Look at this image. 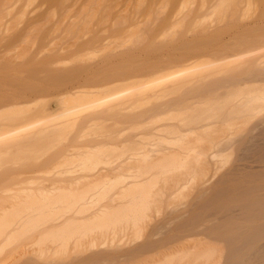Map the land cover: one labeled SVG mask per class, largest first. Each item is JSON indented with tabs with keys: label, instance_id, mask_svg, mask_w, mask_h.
Instances as JSON below:
<instances>
[{
	"label": "rangeland",
	"instance_id": "rangeland-1",
	"mask_svg": "<svg viewBox=\"0 0 264 264\" xmlns=\"http://www.w3.org/2000/svg\"><path fill=\"white\" fill-rule=\"evenodd\" d=\"M34 1L39 4L44 0ZM61 1H64V4H61ZM61 1H59L60 7L58 4V7H52H56L52 9L55 10V13L53 11L52 15H47L49 18L40 15L38 20L35 19L37 23L39 22L38 25L41 23V28L43 27L44 31H40L41 35L36 31L27 35L30 42L21 58L16 54V51L13 55H17L18 59L13 55L9 57V54L14 51L6 56L3 53L0 54L2 63H0L2 69H0V93L8 94L9 98H12L23 92L22 90L30 91V94L25 93L26 97L29 96L27 98L25 95V98L22 97L21 94V96H17V98L23 99H21V103H25L24 106L12 111L0 112V124L3 122L1 126H5L7 123L12 124L8 121L14 116L19 117V119L15 117L14 122L12 121L14 118L11 120L13 123L17 120L16 126L11 127L13 124L11 126L7 124L8 128H0V138H3L2 142L0 140V264H219L218 254L207 259L200 258L199 255L196 256L202 251L209 231L204 230L201 223L191 224V218L189 214H186V211L196 198L198 187L202 181L207 179L215 181L221 173L236 163L255 164L251 158L247 159L248 161L242 160L240 158L242 153L237 152L228 142L244 135L258 122L264 115V108L261 111H253L246 116L234 119H219L218 113L214 112V106L223 104L225 98L226 102L234 99L236 93L241 91V87L236 88L237 91L232 88L230 94L219 99L206 96L200 101L198 97L195 98L196 95L193 93L194 90L196 92V88L206 84L210 79H236L264 69V61H262L261 64L233 71L235 72L233 73L229 71L232 65L224 63V61L221 62L224 56L226 58L225 54L229 56L228 52L233 54L242 50L239 52L240 55L243 50L247 54L248 48L250 50L261 48L259 43L263 41L261 39H264L261 37L264 36V0ZM66 3L70 6L73 4L71 10L74 8V3L78 5V8L75 7L76 9L71 11L74 13L70 16L72 19H68L70 22L64 23L68 12H70L65 11ZM79 7L81 9L85 7V11L83 10L82 13ZM160 9L164 11L162 12ZM71 20L73 21L71 22ZM15 22H19L18 25L21 27L24 25L23 28L29 23L27 20L23 21L24 24L22 20H15ZM15 25L17 24L15 23ZM12 26L10 27L13 28ZM13 29L15 30V28ZM1 31L0 37L3 42L7 41L2 44L0 38V47L10 46L17 37H13V35L18 31L11 30L13 35L9 30V33L6 31L10 35L6 31ZM139 38L142 39L139 40ZM4 39L6 40L4 41ZM249 44L251 47H248ZM254 44H259L260 48ZM212 49L213 51H210ZM207 51L210 52L207 53ZM219 53L224 55L223 58L218 56ZM244 56L243 58H248V55ZM253 56L258 57L256 54ZM68 57L71 59L58 65L54 64V61L59 58L68 59ZM170 58L177 60V64L176 61L175 64L173 62L169 63L171 65L167 64L171 67L162 72L167 71L168 76L165 75L166 73L164 74L167 77L171 70L173 75H170L176 76L174 75L176 73L173 72L176 70L175 68L180 69L182 65H189V62L191 64L187 68L182 67L185 74L182 71L181 73L184 75L179 72L181 77L179 75L178 78L173 77L175 80H171L169 77L166 83L157 78L156 80L161 83L155 82L156 80L149 70L157 68L156 66L160 62L163 64V61H170ZM243 58V62H246ZM193 60H196L197 65L192 64ZM198 60L203 62V65L204 63H208V65L206 64L204 66L206 68H203L201 64L202 67H197L200 70L194 71L193 66L194 68L198 64L201 66V62ZM178 61H180L179 64ZM239 61L241 62V59ZM93 64L94 66L90 68ZM149 64L154 65L149 69L148 67L152 66ZM147 65L146 68L149 70L143 68ZM135 66L138 69L142 68L141 71L144 69L146 71H143L144 74L141 71L137 73ZM164 66L160 65L158 69H164ZM33 67H41L45 71V76L43 74L44 78L41 79L44 82H40L38 79L33 80L36 77L30 78L32 75L29 72L35 69ZM75 68L81 69H78L79 74H74L71 80H69L70 77L66 78L67 82L66 79H62V82L68 83V87L70 85L76 87L79 84V86H85L87 82L85 87L90 91L95 90L92 85L96 83L94 81H101L99 76L106 74L110 79L116 77H113L111 73H119L116 75L120 82V78L125 77L123 73L134 70L137 74L145 75L148 71L155 81L150 75L140 77L141 79L125 80L127 78L125 77L123 82L127 83L131 80L135 82L136 80V84L133 82L132 85L131 81L132 86L129 87L125 83L107 88L108 90L99 91V88H96L97 90L92 93L68 97L63 94L65 85H54L61 81H52L48 78V76L51 77L49 71H74ZM179 69L176 71H180ZM185 70L187 71L185 72ZM16 71L18 72L16 73ZM202 73L203 77L201 78ZM15 74L16 76L21 74L20 77L23 74L25 77L22 80ZM3 77L12 78L13 81L7 79L5 83ZM16 78L21 80L20 84ZM166 79L163 77V80ZM14 80L18 82H14ZM150 80L156 83L153 82L155 87L151 85L152 81L148 82ZM138 83L140 86L145 85L146 87L143 86L136 93L134 90ZM159 85L161 86L159 87ZM121 86L128 92L131 87L132 90L134 87V90L132 93L129 92L131 95L125 90L129 94H125V98L123 95L125 92L122 91L124 89ZM166 87L170 89H166ZM243 87L242 89L246 92L247 89ZM261 87L259 86V88ZM247 88L249 89V86ZM31 91H38L37 94H42L36 95L35 98ZM117 91L123 92L120 93L123 98L116 94L117 97L113 95L115 98L110 99V96L109 100H106L110 94ZM100 95L103 96L99 97ZM182 95L191 101L190 109L174 108L173 111L162 112L161 116L155 117L159 113L153 112V107L178 97L182 98ZM93 98H101L102 101H104L103 98H106V101L103 103L101 99H96L101 101L96 102L94 99L97 107L94 105V111L90 112L92 109L87 110V105L84 103L94 104V102H90ZM203 99L205 100L203 101ZM122 101L124 102L122 103ZM99 103H103V105L101 106ZM82 104L85 107L79 106ZM198 104H201L202 107ZM205 104L210 106L205 107ZM57 106L60 107L58 112ZM90 106L92 107L91 104ZM98 106H100L99 111L96 110ZM55 107L57 108L55 109ZM74 107H78L77 111L87 110L88 113L82 111L83 114L79 113L74 116L73 121L67 119V116L76 114L73 113L76 112L73 111L76 109H72ZM129 109L131 111L128 112ZM60 111L61 113L58 114ZM70 111L71 113H69ZM149 111L153 113H149ZM171 112H182L181 116L183 113L184 115L182 117H178L180 114L170 116ZM214 113L217 116L213 117L211 121L216 122L213 126H218L217 128L215 126V130L211 126L212 128H209L211 132L205 131L208 134L201 133L198 126L191 123L200 118L210 119L211 116H215ZM61 114L66 117H61ZM167 114L169 116H165ZM41 115H45V117L43 116V118ZM52 116L53 118L58 117L53 119ZM256 116H258L257 119ZM30 122L35 124H30ZM24 123H28L32 127L29 125L31 128L27 126L25 128L23 127ZM163 127H170V130L168 131V128L167 131L161 130ZM172 127H175V131L179 129L181 132L173 133ZM205 138L207 140L204 142L210 144L201 142ZM165 139L169 141L165 142ZM214 139L216 140L214 141ZM200 142L205 147L204 150L202 149L204 153L200 151L202 146H199L200 149L197 147L198 150L193 149V146ZM211 144L213 146H210ZM189 147L197 150L201 157H204L201 158L204 164L202 161L200 164H194V161L182 158L184 155H189L188 157L191 158L190 152L192 153L193 150L185 152V149ZM170 150L174 151L173 154ZM176 151L183 154L180 160L178 153L175 155L178 156V159L174 158L175 156L172 157ZM220 151L224 153L222 156H211ZM85 154H88L89 158ZM136 155H143L145 158L142 157V159ZM188 157L187 159H189ZM195 161L198 162V160ZM196 164L200 166L195 167ZM194 170H197L195 174L201 175H199L200 178L194 174ZM100 173V179L92 177ZM104 177L107 179H102ZM133 177L136 178L133 179ZM94 179L96 182L93 181ZM126 179L129 180L126 182ZM143 180L146 182L141 185L136 184V181ZM88 210H93V214ZM97 214H102L101 222L68 221L72 219L85 220ZM61 220H63L62 223H59ZM211 220L210 217H206V221ZM52 226L59 228L57 230L50 229Z\"/></svg>",
	"mask_w": 264,
	"mask_h": 264
},
{
	"label": "bare ground",
	"instance_id": "bare-ground-1",
	"mask_svg": "<svg viewBox=\"0 0 264 264\" xmlns=\"http://www.w3.org/2000/svg\"><path fill=\"white\" fill-rule=\"evenodd\" d=\"M59 1H61V0H44L43 2H41V3H35V1L34 0H0V31L2 30L3 32H5L6 30L8 31H10L11 32V30H13V31H18L19 29V31H18V33H16L15 32V34L13 35V32H11V34L13 35V37H15V36H17V37H15V41H13L12 42V44H10V46L9 45H4L3 46V48H1L0 49V54L1 53H3V54H5V56L6 55H8L9 53H11L12 51H14V52H12L11 54H9L10 56L9 57H11L14 53H15V51L17 52L16 54L17 55H19V57L21 58V56H22V54L24 53V50H25V48L28 46V43L30 42V40L28 41V34H30V33H32V32H34L35 33V31L37 32V33H42V32H40V31H42L44 28L42 27L41 28V23H40V25H38V23L36 22V20L35 19H39V17H40V15H44V17H46L47 15H52V13L51 12H53L54 11V13H55V10H52V9H55V8H52V7H54V6H57V4L59 5ZM86 1H88V0H86ZM216 1V0H215ZM64 1H61V4L63 3ZM67 2V1H66ZM78 2H82V1H78ZM85 2V1H84ZM92 2V1H91ZM220 2V1H219ZM49 5H48V4ZM68 3V2H67ZM67 3H66V5H67ZM163 3V2H162ZM214 3V2H213ZM47 4V5H46ZM64 4V3H63ZM75 5H74V8L75 7H77L78 5H76V3H74ZM78 4V3H77ZM86 4H88L87 2H86ZM83 5H84V3H83ZM63 6V5H62ZM68 6L70 7L69 9H68ZM71 6L73 7V4H71ZM70 5H67V9L65 8V11H70V12H68V14H67V18H65V21H64V23L65 22H67L68 21V19H72V17H70L73 13L71 12V11H74V8L71 10V7ZM58 7V6H57ZM59 7H60V5H59ZM64 8H62V9H64ZM78 8V7H77ZM80 8V7H79ZM58 9H60V8H58ZM76 9V8H75ZM85 7H83L82 9L80 8L79 10H81V12L83 13L85 10ZM84 10V11H83ZM161 10V9H160ZM60 11V10H59ZM59 11H57V12H59ZM162 12L164 11L163 9L161 10ZM160 11V12H161ZM166 11V10H165ZM37 12H38V15H37ZM56 12V13H57ZM167 12V11H166ZM70 14V15H69ZM79 14H80V12H79ZM37 15V16H36ZM54 15V14H53ZM61 15V14H60ZM59 15V16H60ZM75 15H76V13H75ZM73 16L74 18L76 17V16ZM78 15V14H77ZM81 15V14H80ZM175 15V14H174ZM177 15H178V13H177ZM191 15V14H190ZM66 16V15H65ZM79 16V15H78ZM176 16V15H175ZM180 16V15H179ZM36 17H38V18H36ZM44 17H42V18H44ZM69 17V18H68ZM46 18H49L48 16L46 17ZM46 18H45V20H46ZM54 18V17H53ZM56 18V17H55ZM63 18V19H64ZM185 18V17H184ZM190 18V17H189ZM188 18V19H189ZM80 19V18H79ZM15 20H17V21H21L22 20V23H23V21L25 20H27L29 23H28V25L25 27V28H23L24 27V25H23V27H21V25H18L19 24V22H15ZM73 20H75V19H73ZM73 20H71V22L73 21ZM76 20H78L77 18H76ZM81 20V19H80ZM173 20H174V18H173ZM182 20V19H181ZM187 20V19H186ZM41 21V20H40ZM50 21V20H49ZM14 22V23H13ZM68 22H70V21H68ZM86 22V21H85ZM11 23H13L12 25H11ZM15 23L17 24V25H15ZM21 23V24H22ZM24 24V23H23ZM27 24V23H26ZM48 24V23H47ZM50 24V23H49ZM67 24V23H66ZM69 24H71V23H69ZM59 25V24H58ZM172 25H174V24H172ZM176 25V24H175ZM10 26H12L13 28H15V30L13 29V28H11ZM16 26V27H15ZM21 27V28H17V27ZM44 26V25H43ZM109 26V25H108ZM57 27V26H56ZM55 27V28H56ZM64 27V26H63ZM17 29V30H16ZM53 29V28H52ZM1 31V32H2ZM7 31H6V33H7ZM9 31H8V33H9ZM44 31V30H43ZM101 31H103V30H101ZM7 33V34H8ZM5 34V33H4ZM8 35H10V34H8ZM7 35V36H8ZM41 35V34H40ZM258 35H259V33H258ZM3 36V35H2ZM31 36V35H30ZM10 37V36H9ZM42 37V36H41ZM262 38H264V36L262 35L261 36ZM1 38V37H0ZM8 38V37H7ZM32 38V37H31ZM30 38V39H31ZM2 39V38H1ZM87 39V38H86ZM140 39H142V38H139V40ZM6 39H4V41H5ZM85 40V39H84ZM92 40V39H91ZM259 40V42H260V38L258 39ZM263 40V41H262ZM7 41V40H6ZM5 41V42H6ZM12 41V40H11ZM261 41L262 42H260L259 44H260V46H261V48H260V46H259V44L258 45H256V44H254L255 46H259V48L260 49H256V50H253V48H252V50H250L249 48H248V53L246 54L245 53V51L243 50V52H241L240 53V55H239V52L240 51H242V50H240L238 53L237 52H235V53H233L232 54V52H228L229 53V56H227V54H225L226 55V58H225V56H224V59L221 61V59H220V61L221 62H223L224 61V63L226 62L227 64L229 63L230 65H232V67L230 68V70L229 71H238V70H241V69H244V68H246V67H252V66H255V65H257V64H261V62L262 61H264V39H261ZM2 42H3V39H2ZM5 42H3L2 44H4ZM256 42V41H255ZM258 42V41H257ZM1 43V42H0ZM18 43V44H17ZM88 43V42H87ZM1 44V45H2ZM8 44V43H7ZM14 44V45H13ZM81 44V43H80ZM175 44V43H174ZM250 44H251V42H250ZM249 44V45H250ZM253 44V43H252ZM251 44V45H252ZM87 45V44H86ZM86 45H85V47H86ZM248 45V47H251V45L249 46ZM81 46V45H80ZM90 46H92V45H90ZM172 46V45H171ZM192 46V45H191ZM253 46V45H252ZM83 47H84V45H83ZM254 47V46H253ZM256 48V47H255ZM254 48V49H255ZM85 49V48H84ZM177 49V48H176ZM181 49H182V47H181ZM171 51V50H170ZM210 51H213V49L212 50H210ZM209 51V52H210ZM219 51V50H218ZM218 51H215V52H218ZM18 52H19V54H18ZM66 51H64V53H65ZM208 51H207V53H209ZM221 52V51H220ZM69 53V52H68ZM212 53V52H211ZM222 53H223V51H222ZM224 53H225V51H224ZM248 55V58L246 57V55ZM62 54H63V52H62ZM66 54V53H65ZM65 54H63V55H65ZM215 54V53H214ZM238 54V55H237ZM241 54H244V55H241ZM254 54H256L258 57H254L253 55ZM259 54V55H258ZM17 55H13V56H15V58L16 57H18ZM218 55V54H217ZM216 56V55H215ZM220 58L222 57L223 58V56L222 55H220V53H219V55H218ZM242 56V57H241ZM243 56L244 57H246V59L245 58H243ZM4 57V56H3ZM8 57V56H7ZM171 57V56H170ZM211 57H213V56H211ZM252 57H254V58H252ZM242 58L243 59H245L246 60V62L244 61L243 62V60H242ZM3 59V58H2ZM12 59V58H11ZM14 59V58H13ZM16 59H18V58H16ZM69 59H71V58H69L68 57V59H64V58H59V60H56V61H54V64L55 65H58V64H61V63H63V62H65L66 60H69ZM165 59V58H164ZM169 59V58H168ZM171 59V58H170ZM206 59V58H205ZM209 59H211V58H209ZM241 59V62L239 61ZM166 60V59H165ZM173 59H171L170 61H163V64H162V62H160L159 63V65H158V63H155V65H158L159 67H160V65H161V67H162V65L164 66V65H166L167 66V64H169V63H171L172 64V62L174 63L175 61V63L177 64V60H173ZM201 60V59H200ZM200 60H198V62H201ZM1 61V60H0ZM4 61V60H3ZM209 61V60H208ZM260 61V62H259ZM9 62V61H8ZM196 62V60H193L192 61V64L194 65H197V62ZM207 62V61H206ZM210 62V61H209ZM219 62V61H218ZM258 62V63H257ZM1 63V62H0ZM11 63V62H10ZM88 63V62H87ZM141 63V62H140ZM174 63V64H175ZM180 63V61H178V64ZM203 62H201L200 63V65L202 64ZM216 63V62H215ZM223 63V64H224ZM2 64V63H1ZM147 64V63H146ZM171 64H169V65H171ZM191 64V62H189V65ZM207 65H208V63H206ZM206 64L204 63V65H203V68H206V67H204V66H206ZM264 64V63H263ZM8 65V64H7ZM6 65V66H7ZM145 65V64H144ZM143 65V66H144ZM151 67H148V65L147 66H145V67H143V68H146V67H148L149 69L150 68H152L153 67V65L154 64H149ZM189 65H187V64H185V65H182V67L184 68H187V66H189ZM192 65V66H193ZM194 65V66H195ZM202 65L201 66H199V64H198V66H196V68H194V66L192 67V69H194V71L197 69L198 70V68H200V67H202ZM218 65V64H217ZM226 65V64H225ZM234 65V66H233ZM3 66V65H2ZM9 66V65H8ZM37 66H39V65H37ZM94 66V64L92 65V66H90V68L91 67H93ZM139 67H140V65H138ZM158 66H156L157 68H153L152 70H154V71H152V70H149L148 68H146V70H149L150 71V74L155 78V80L158 78V80L160 81V80H162L163 81V83L165 82L166 83V81L168 80V78L169 79H173V80H175L173 77H177L178 75L180 76V73H181V71H182V67L179 69V68H175L176 70H180V71H174L173 70V72H175L176 74H174V75H176V76H172L173 75V73H172V70H171V73H169V77H167L168 75H167V71L166 72H164V73H162L163 72V70H166V69H168V67H171V66H167V67H165L164 69H158ZM173 66V65H172ZM212 66V65H211ZM11 67V66H10ZM88 67V66H87ZM136 67V66H135ZM142 67V66H141ZM155 67V66H154ZM198 67V68H197ZM210 67V66H209ZM33 68H35V67H33ZM41 68V67H40ZM40 68H35V69H32L31 70V72H29V73H31V77L30 76H28L29 75V73H28V77H30V78H33V77H36V78H33V80L35 79V80H39L40 82L41 81H43V80H41V79H43L44 77H43V74H44V72L45 71H43V69L41 70ZM131 68H133V67H131ZM130 68V70H132ZM218 68V67H217ZM229 68V67H228ZM1 69V68H0ZM7 69V68H6ZM9 69V68H8ZM79 68H75L74 69V71H68V70H59V71H55V72H52V71H49L50 72V76L51 77H49L48 76V78L49 79H52V81L53 80H59V81H61V83H55L54 85L56 86V85H65V86H63V87H66V88H68V89H66V88H63V89H65V91L63 92V94L65 95V96H68V97H71V96H73V95H82V94H84V93H92L93 91H96L98 88V90L100 91H103V89L105 90H108L109 88H111L112 86H120V85H122V84H125L126 82H123V81H125V80H128V79H132V78H134V79H137V78H140V77H143V76H147V75H150L149 74V72L147 71L146 73H145V75H142V74H144V72L146 71L145 69L143 70V71H141V69H138L137 67L135 68V71L138 73V72H143L142 74L141 73H139V74H137L134 70V73H133V71H130L129 73L127 72V73H123L124 75H125V77H127V78H125V77H122V78H120V82L118 81V77H117V75L116 74H119V73H111V74H113V77H115V78H113L112 77V75H111V77L113 78V79H110L109 77H108V75H102V76H99V79L101 80V81H98V80H96V81H94V82H96L95 84H92L93 86H94V88H95V90H86V87L85 86H87V82H86V84H85V86L84 85H82V86H84V87H82V86H77L76 85V87H74L73 85H70L69 87H71V88H69L68 86H67V84L68 83H63L62 81V79H66V78H69L70 77V79L69 80H71V78L73 79V77H74V74H76L77 73V75L79 74V70H81V69H79ZM137 69V70H136ZM188 69H189V67H188ZM2 70V69H1ZM84 70V69H83ZM191 70V69H190ZM196 70V71H197ZM200 70V69H199ZM198 70V71H199ZM25 71V70H24ZM30 71V70H29ZM129 71V70H128ZM151 71H152V73H151ZM169 72H170V70H168ZM187 70H185V72H186ZM189 71V70H188ZM206 71V70H205ZM6 72V71H5ZM4 72V73H5ZM18 71H16V73H17ZM20 72H21V70H20ZM27 72V71H26ZM25 72V73H26ZM83 72V71H82ZM85 72H87V71H85ZM132 72V73H131ZM180 72V73H179ZM183 72V71H182ZM191 72V71H190ZM201 72H202V69H201ZM235 72H233V73H235ZM3 73V72H2ZM15 73V72H14ZM25 73H23L24 75H25ZM89 73V72H88ZM131 73V74H130ZM159 73V74H158ZM166 73V74H165ZM177 73H179V74H177ZM184 73V72H183ZM183 73H181V74H183ZM200 73V72H199ZM205 73V72H204ZM207 73V72H206ZM215 73V72H214ZM213 73V74H214ZM6 74V73H5ZM11 74H13V73H11ZM23 74H22V76H23ZM91 74H92V72H91ZM123 74H120V75H123ZM126 74H128V75H126ZM167 75V76H165V75ZM170 74H172V75H170ZM185 74V73H184ZM183 74V75H184ZM187 74V73H186ZM189 74V73H188ZM192 74V73H191ZM197 74V73H196ZM2 75V74H1ZM19 75H21V74H17V76H19ZM80 75H81V73H80ZM119 75V76H120ZM150 75V76H151ZM155 75H158V76H155ZM160 75H161V77H160ZM164 75V76H163ZM220 75V74H219ZM3 76V75H2ZM10 76V75H9ZM15 76H16V74H15ZM15 76H14V78H15ZM16 76V77H17ZM17 77V78H22V80H23V78L25 77V76H23V77ZM44 76H45V74H44ZM151 76V77H152ZM205 76V75H204ZM212 76V75H211ZM216 76V75H215ZM5 77V76H4ZM3 77V78H4ZM27 77V78H28ZM39 77H41V78H39ZM43 77V78H42ZM76 77H78V76H76ZM75 77V78H76ZM82 77V76H81ZM100 77H102V78H100ZM108 77V78H107ZM153 77H152V79H153ZM159 77H160V79H159ZM163 77H164V79H165V77L167 78L166 80H163ZM181 77V76H180ZM184 77V76H183ZM182 77V78H183ZM203 77V73H202V75H201V78ZM16 78V79H17ZM94 78V77H93ZM117 78V79H116ZM124 78H125V80H124ZM147 78V77H146ZM178 78V77H177ZM176 78V79H177ZM209 78H211V77H209ZM5 79V83H6V80L8 79H12V78H8L7 77V79L6 78H4ZM47 79V78H46ZM45 79V80H46ZM89 79V78H88ZM87 79V81H89ZM90 79H91V77H90ZM98 79V78H97ZM110 79V80H109ZM133 79V80H134ZM141 79V78H140ZM139 79V80H140ZM144 79V78H143ZM192 79V78H191ZM3 80V79H2ZM18 81H19V79H17ZM17 80H14V82L15 81H17ZM28 80V79H27ZM92 80V79H91ZM113 80H116V81H113ZM154 80V79H153ZM150 80V81H148V82H150L151 83V81H152V83H151V85L153 86V84L155 83V82H157L158 80ZM181 80V79H180ZM4 81V80H3ZM12 81H13V79H12ZM17 81V82H18ZM21 81V80H20ZM20 81H19V84H20ZM98 81V82H97ZM111 81V82H110ZM132 81V80H131ZM131 81H127V83L129 84H125V85H127V87H129V86H132L133 85V82L134 81H132V83H131ZM141 81V80H140ZM146 81V80H145ZM158 81V82H159ZM179 81V79L177 80V82ZM182 81V80H181ZM190 81V80H189ZM8 82V81H7ZM10 82V81H9ZM38 82V81H37ZM44 82V81H43ZM48 82H49V80H48ZM51 82V81H50ZM55 82H57V81H55ZM66 82H67V79H66ZM112 82H115V83H112ZM117 82V83H116ZM123 82V83H122ZM135 82H137L136 80H135ZM134 82V83H135ZM147 82V83H148ZM154 82V83H153ZM168 82V81H167ZM185 82H188L187 80H185ZM192 82H194V81H192ZM4 83V82H3ZM46 83H47V81H46ZM132 85H131V84ZM149 83V84H150ZM159 83H161V82H159ZM158 83V84H159ZM179 83H181V82H179ZM21 84H23V82H21ZM34 84V83H33ZM36 84V83H35ZM39 84V83H38ZM76 84V83H75ZM78 84V83H77ZM89 84V83H88ZM136 84V83H135ZM140 84H141V82H140ZM140 84L138 83V85L140 86ZM146 84V83H145ZM156 84V83H155ZM173 84V83H172ZM175 84H177V83H175ZM188 84H190L189 82H188ZM188 84H187V86H188ZM69 85V84H68ZM138 85H135L136 86V90H134V87H133V90H134V92H136L137 90H139L140 88H143V86L144 87H146L145 85H141L140 87L138 86ZM146 85H148V84H146ZM181 85H182V83H181ZM30 86V85H29ZM73 86V87H72ZM124 86V85H123ZM123 86H121V87H123ZM138 86V87H137ZM161 85H159V87H160ZM175 87L176 86H178V85H174ZM242 86H244L247 90H246V92H244L245 90H243L242 89ZM249 86V89L247 88ZM259 86H264V69H260V70H258V71H256L255 73H253V74H250V75H245V76H242V77H240V78H236V79H226V78H213V79H210V81L208 82L207 81V83L206 84H203V85H201L200 87H198V88H196L197 90H196V92H195V90H194V93H193V91H192V93L193 94H195L196 95V97L195 98H199L200 99V101H202L201 99L203 98V97H206V96H209V97H215L216 99H219V98H221V97H223V96H225L226 94H228L229 92H230V90L233 88V90L234 89H239L238 87H241V91H239L238 93H236V96H234L233 98L234 99H230L231 101H229L228 102V100H227V102H226V98H225V102L222 104H220V105H216V106H214V112H216V113H218V116H219V119H224V120H227V119H234V118H237V117H241V116H246L248 113H251V112H258V111H261V109L262 108H264V87L262 88H259ZM27 87H28V85H27ZM124 87H126V86H124ZM123 87V89L124 90H122L123 92H125L123 95H124V97L126 96L125 94H127V95H129L130 93H132L133 92V90L131 89V91H130V89H129V92L127 91V89H125ZM153 87H155V86H153ZM152 87V88H153ZM243 87V88H244ZM97 88V89H96ZM108 88V89H107ZM138 88V89H137ZM151 88V89H152ZM169 87H166V89H168ZM183 88H185V87H183ZM192 88V87H191ZM58 89V88H57ZM145 89V88H144ZM146 89H148V88H146ZM155 89V88H154ZM170 89V88H169ZM174 89V88H173ZM179 89V88H178ZM182 89V88H181ZM237 89L235 90V91H237ZM129 93H126V91ZM141 90V89H140ZM159 90V89H158ZM243 90V91H242ZM23 92H24V94H23V92H21L20 94L21 95H23L22 97H24V95H25V93H29L30 94V91H28V92H26V90H22ZM113 91H116V90H113ZM122 91H117V92H119V93H117V92H114V94H110L108 97H107V99L106 98H103L104 99V101H102V99L101 98H93V99H91L92 101H90V102H94V99H95V101L96 102H105L106 100L108 101L109 99L108 98H110V96H111V98L110 99H113V98H115L113 95H115L116 97H117V95L119 94L120 95V93H123ZM145 92H146V90H144ZM150 91V90H149ZM152 91V90H151ZM154 91H156V90H154ZM180 91V90H179ZM232 91V90H231ZM36 92H38V91H31V94H33V96L36 98L37 96L36 95H38V96H40L39 94H42V93H36ZM40 92V91H39ZM164 92H165V89H164ZM36 93V94H35ZM56 93V92H55ZM137 93V92H136ZM152 93H154V92H152ZM189 93V92H188ZM19 94V95H20ZM35 94V95H34ZM104 94V93H103ZM117 94V95H116ZM155 94V93H154ZM165 94V93H164ZM190 94V93H189ZM230 94V93H229ZM233 94V93H232ZM232 94H231V96H232ZM235 94V93H234ZM14 96H15V94H13ZM17 95V94H16ZM19 95H17V96H19ZM20 95V96H21ZM78 95V96H79ZM131 95V94H130ZM133 95V94H132ZM17 96L16 97H12V98H9V96H8V94L7 95H4V94H2V93H0V112H2V111H12V110H16V109H19L20 107H22V106H24L25 105V103H21V97H18L17 98ZM31 96V95H30ZM103 95H100L99 97H102ZM136 96V95H135ZM146 96H147V94H146ZM184 95H182V98H180V97H178V98H175V99H172V100H170V101H168V102H165V103H163V104H161V105H158V106H155V107H153V109H152V111L153 112H156V113H159V114H156V116L155 117H159V116H161V114H162V112H167V111H173L174 110V108H181L180 110H186V109H190L191 108V101H189L186 97H183ZM11 97V96H10ZM25 97H26V95H25ZM24 97V98H25ZM27 97H29V96H27ZM26 97V98H27ZM106 97V96H105ZM120 97H122L123 98V96H121L120 95ZM120 97H118V98H120ZM141 97H144V96H141ZM38 98H40V97H38ZM126 98V97H125ZM130 98H132V97H130ZM139 98V97H138ZM145 98V97H144ZM96 99H98V100H100L101 99V101H98V100H96ZM106 99V100H105ZM134 99V98H133ZM142 99V98H141ZM207 99V98H206ZM209 99V98H208ZM23 100V99H22ZM25 100V99H24ZM116 100V99H115ZM114 100V101H115ZM120 100H122V99H120ZM126 100V99H125ZM130 100V99H129ZM198 100V99H197ZM205 99H203V101H204ZM119 101V100H118ZM209 101H212V100H209ZM208 101V102H209ZM96 102H94V104H92V103H90L91 105H92V107L90 106V104L88 105V103L89 102H86V103H84L85 105H87V110H89V109H92V110H90V112L92 111H94V105H95V103ZM116 102V101H115ZM124 101H122V103H123ZM128 102V101H127ZM194 102V101H193ZM212 102H215V103H217L218 101L217 100H214V101H212ZM211 102V103H212ZM103 103L102 104H100L101 106L103 105ZM107 103V105H108V102H106ZM105 103V104H106ZM119 103V102H118ZM126 103V102H125ZM206 103V102H205ZM211 103H209V104H211ZM220 103V102H219ZM188 104V105H187ZM213 104V103H212ZM53 105H55V104H53ZM57 105H58V103H57ZM85 105H79V106H84L85 107ZM97 105V104H96ZM95 105V106H96ZM110 105V104H109ZM199 106H201L202 107V105L201 104H198ZM198 105H195L196 107H198ZM207 104H205V107H208V106H210V105H208V106H206ZM88 106H90L89 108H88ZM59 109H57V112L60 110V107L59 106H57ZM57 107H55V109L57 108ZM97 107V106H96ZM99 107L100 106H98V108H96V110H98L99 109ZM203 107H204V105H203ZM78 108V107H77ZM77 108H72V109H76V110H73V111H76V112H73V113H76V114H73V116H70L69 115V113H71V111L69 112V113H66V114H68L69 116H67V119H71L72 121H73V117L74 116H76V115H78L79 113H81V114H83L82 113V111H84V110H79L80 108L82 109V107H80L78 110L79 111H77ZM147 108V107H146ZM201 109V108H200ZM211 109L213 110V106L211 107ZM54 110V109H53ZM62 110V109H61ZM67 110V109H66ZM87 110H85L86 112H87ZM95 110V111H96ZM100 110V109H99ZM98 110V111H99ZM138 110V109H137ZM55 111V110H54ZM63 111V110H62ZM68 111H69V109H68ZM81 111V112H80ZM84 111V112H85ZM129 111H131L130 109L128 110V112ZM134 111V110H133ZM136 111V110H135ZM152 111H149V113H153ZM169 111V112H170ZM67 112V111H66ZM78 112V113H77ZM85 112V113H86ZM103 112V111H102ZM125 112H127V111H125ZM187 112V111H186ZM211 112V111H210ZM209 112V113H210ZM61 113V111L58 113V114H60ZM88 113V112H87ZM86 113V114H87ZM94 113H96V112H94ZM139 113V112H138ZM172 114L170 115V116H176L175 114H177V116H178V114H180V113H182V112H180V113H178V112H171ZM184 113H185V111H184ZM184 113L182 114V116L184 115ZM216 113H214L215 114V116H211L210 117V119H202V118H200V119H197V120H193L191 123L192 124H196V126H198V130L201 132V133H203V132H207L208 130H209V132H211L210 131V129L209 128H212L211 126H213L216 122H214V121H211L212 119H213V117H216L217 115H216ZM71 114V115H72ZM89 114H92V113H89ZM100 114V113H99ZM166 114V113H165ZM170 114V113H169ZM188 114V113H187ZM255 114V113H254ZM264 114V113H263ZM57 115V114H56ZM62 115V114H61ZM42 116V115H41ZM44 117H45V115H43ZM42 116V117H43ZM53 116H55V115H53ZM53 116H52V118H53ZM64 116V117H63ZM81 116V115H80ZM86 116V115H85ZM84 116V117H85ZM165 116H169L168 114L167 115H165ZM181 116V114L178 116V117H182ZM15 117H18V116H14L13 118H14V120H12L13 122L15 121ZM43 117V118H44ZM58 117V116H57ZM57 117H54L53 119H55V118H57ZM61 117H63V118H65L66 116L65 115H62ZM60 117V118H61ZM70 117V118H69ZM78 118H79V116H77ZM62 118V119H63ZM245 118H247V117H245ZM245 118H243V119H245ZM256 119L258 118V116H256L255 117ZM254 117H253V119H255ZM17 119H19V117L17 118ZM59 119V118H58ZM248 119V118H247ZM11 120H9L8 122H10V123H12V124H9V123H7V124H9L11 127H14V126H16V122H17V120H16V122L15 123H13V122H11ZM65 120V119H64ZM74 120H76V119H74ZM241 121H243V120H241ZM251 121H252V117H251ZM7 122V121H6ZM239 122V121H238ZM3 123V122H2ZM2 123L0 124V126L2 125ZM116 123V122H115ZM235 123H237V122H235ZM4 124H5V122H4ZM7 124L5 125V126H1L0 128H2L3 129V127H4V129H6V128H8L9 126H7ZM25 124V123H24ZM30 124H35V123H31L30 122ZM30 124H25V126H23V127H25L26 128V126L28 127V128H31L32 126L30 125ZM117 124V123H116ZM229 124H231V123H229ZM31 127H30V126ZM36 126V125H35ZM216 126V125H215ZM215 126H213V130H215ZM218 126V125H217ZM217 126H216V128H217ZM164 128H166V129H164ZM167 128L168 127H163V129H161V130H165V131H167ZM173 128V127H172ZM172 128H171V131H172ZM175 128V127H174ZM173 128V129H174ZM177 129V128H176ZM170 130V127L168 128V131ZM212 130V129H211ZM212 130V131H213ZM179 133V132H181V131H179V129L177 130V131H175V129L173 130V133ZM205 132V134H208V133H206ZM215 133H216V131H214ZM204 134V133H203ZM214 134V133H213ZM103 136V135H102ZM214 138H215V136H214ZM1 139H3V138H0V140ZM99 139V138H98ZM211 139V138H210ZM105 140V139H104ZM166 140V139H165ZM178 140H179V138H178ZM177 140V141H178ZM207 139L205 138L203 141H201L202 143H208V142H204V141H206ZM216 139H214V141H215ZM228 141L230 140V139H227ZM226 140V142H228ZM169 141V140H168ZM167 140L165 141V142H168ZM171 141V140H170ZM173 142H174V140H172ZM211 141V140H210ZM1 142H2V140H1ZM4 142V141H3ZM181 142V141H180ZM199 143L198 145L196 144V145H194L193 146V149H197L198 150V148L197 147H201L202 146V148H201V152H203L202 151V149L204 150L205 149V147H203V145H202V143ZM179 143V142H178ZM177 143V144H178ZM225 143V142H224ZM229 145L231 144L233 147H234V149L235 150H237V152H241L242 153V155L240 156V158L242 159V160H244V159H253L252 160V162H254L255 164H249V163H236L234 166H232V167H230L229 169H227V170H225L223 173H221L217 178H216V180L215 181H211L210 179H207V180H204V181H202L201 182V184H200V186L198 187V190H197V196H196V198L193 200V202H192V204H191V206L189 207V209L186 211V214H189V216H190V218H191V222H189V223H191V224H200L201 223V226H202V228L204 229V230H206V231H209L208 232V234H209V236L205 239L206 241H205V243H203V248H202V251L199 253V254H196V256H198V257H200V258H204V259H207V258H211V257H213V256H216L217 254H218V262H219V264L221 263V264H264V115L258 120V122H256L244 135H241V136H239V137H236V138H234V139H231L229 142ZM228 143H227V145H228ZM181 144V143H180ZM201 144V145H200ZM208 144H210V143H208ZM207 144V145H208ZM174 145H176L175 143H174ZM226 145V144H225ZM226 145V146H227ZM210 146H213L212 144L210 145ZM200 147H199V149H200ZM233 147H232V149H233ZM181 148V147H180ZM207 148V147H206ZM193 150L192 149V147H189V148H187V149H185V152L187 151V152H189V150ZM181 150V149H180ZM182 150H183V148H182ZM197 150H193V152L191 153L190 152V157L191 158H189L188 156L189 155H184V156H182L181 154H180V152L178 153V151H176L175 152V154L172 156V157H174L177 153H178V156H179V160H180V158H181V156H182V158L183 159H185L186 158V160H191L192 162L194 161V164L195 163H199L200 164V162L202 161V159L201 158H204L203 156L201 157V155H200V153L197 151ZM226 150V149H225ZM171 151V150H170ZM170 151H169V154H170ZM208 151V150H207ZM223 151H224V149H223ZM223 151H220V152H217V153H214V154H212L211 156H217V157H220L219 155H221L222 156V153H223ZM174 152V151H173ZM173 152L171 151V154H173ZM205 152H206V150H205ZM204 153V152H203ZM147 154V153H146ZM151 154V153H150ZM150 154H148V156H150ZM162 154V153H161ZM161 154H159V155H161ZM168 154V155H169ZM224 154V153H223ZM87 155V158H89L88 156V154H85V156ZM157 155H158V153H157ZM239 155V154H238ZM135 156V155H134ZM136 156H138V155H136ZM146 157H148L147 155H145ZM167 156V155H166ZM169 156H171V155H169ZM178 156H175L174 158H177ZM186 156V157H185ZM133 157V156H132ZM139 158L141 157H143V155H141V156H138ZM138 157H136V158H138ZM163 157H165V155H163ZM187 157L189 158V159H187ZM85 158V157H84ZM134 158V157H133ZM143 158H145V157H143ZM142 158V159H143ZM152 158V157H151ZM167 158H168V156H167ZM201 160H200V159ZM156 159V158H155ZM159 159V158H158ZM178 159V158H177ZM198 160V162H196L195 160ZM175 160V159H174ZM200 160V161H199ZM204 160V159H203ZM142 161V160H141ZM248 161V160H247ZM250 161V160H249ZM203 162V161H202ZM199 164H196L195 165V167H197ZM203 164H204V162H203ZM203 164H201V165H203ZM173 165H175V163H173ZM200 166V165H199ZM192 169L194 168V167H191ZM190 168V169H191ZM194 169H196V168H194ZM204 169V168H203ZM202 169V170H203ZM205 170V169H204ZM204 170H203V174H205L204 173ZM195 171L197 172V170H194V174H195ZM190 173H191V171H190ZM200 173H202V172H200ZM106 175H107V173H105ZM197 174V175H196ZM195 175L197 176V177H199V175L200 174H198V173H196ZM109 175V174H108ZM100 176H101V173L100 174H97V175H95V176H92V177H96V178H99L100 179ZM104 176V175H103ZM201 176V175H200ZM106 177V176H105ZM102 178V179H107V178ZM136 177H133V179H135ZM200 178V177H199ZM93 179V178H92ZM179 179H181L182 180V178H179ZM97 180V179H96ZM129 179H126V182L128 181ZM180 180V181H181ZM94 182H96L95 181V179L93 180ZM101 181V180H100ZM179 181V180H178ZM144 182H146L145 180H143V181H139V182H137L136 181V184L137 185H141L142 183H144ZM124 205V204H123ZM122 206V205H121ZM123 208V207H122ZM113 210V209H112ZM118 210V209H117ZM90 213L93 211V210H88ZM119 211V210H118ZM123 212V211H122ZM91 214H93V212L91 213ZM90 214V215H91ZM95 216V215H94ZM94 216H91V217H89L88 219H72V220H68V221H74V222H97V221H100V216L102 217V214H100V215H96L95 217ZM192 216V217H191ZM210 217V219H212L211 221H206V217ZM104 217V216H103ZM99 219V220H98ZM102 220V219H101ZM122 220V219H121ZM62 221L63 220H61V221H59V223L61 222L62 223ZM104 222H105V220H103ZM106 221H108V220H106ZM123 221V220H122ZM101 222V221H100ZM119 222V221H118ZM64 223H66V222H64ZM101 227V226H100ZM59 227L58 226H52L50 229H55V230H57ZM49 229V228H48ZM68 229V228H67ZM102 229V228H101ZM108 257H109V255H108Z\"/></svg>",
	"mask_w": 264,
	"mask_h": 264
}]
</instances>
